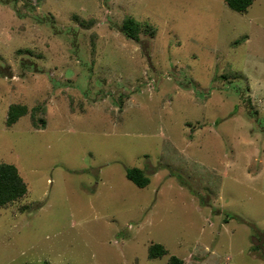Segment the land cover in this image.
<instances>
[{"label": "rangeland", "instance_id": "374dc122", "mask_svg": "<svg viewBox=\"0 0 264 264\" xmlns=\"http://www.w3.org/2000/svg\"><path fill=\"white\" fill-rule=\"evenodd\" d=\"M0 163V264H264V0H0Z\"/></svg>", "mask_w": 264, "mask_h": 264}, {"label": "trees", "instance_id": "16d2710c", "mask_svg": "<svg viewBox=\"0 0 264 264\" xmlns=\"http://www.w3.org/2000/svg\"><path fill=\"white\" fill-rule=\"evenodd\" d=\"M226 5L233 11L244 14L247 13L255 0H224ZM137 28V29H136ZM140 25L134 19H128L121 27V31L126 37L139 41L138 32ZM27 108L21 105H12L7 114V126L14 125L20 118L26 116ZM43 123V120H40ZM35 126L36 122H34ZM127 178L137 187L145 188L150 184V178L140 168H131L126 171ZM29 190L27 184L19 173L15 165L0 163V209L7 208L10 204L25 198ZM27 211L28 207L21 208ZM168 254V251L161 244H153L149 250V258H162ZM169 264H183L176 257H172Z\"/></svg>", "mask_w": 264, "mask_h": 264}]
</instances>
